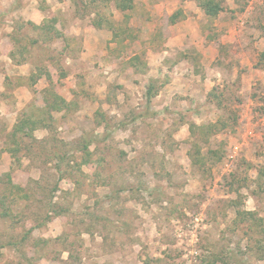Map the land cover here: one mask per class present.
Returning <instances> with one entry per match:
<instances>
[{
  "label": "rangeland",
  "instance_id": "1",
  "mask_svg": "<svg viewBox=\"0 0 264 264\" xmlns=\"http://www.w3.org/2000/svg\"><path fill=\"white\" fill-rule=\"evenodd\" d=\"M117 1L0 0V52L39 10L62 25L0 92V264H264V0H225L216 59L199 0ZM23 116L50 126L13 136Z\"/></svg>",
  "mask_w": 264,
  "mask_h": 264
},
{
  "label": "trees",
  "instance_id": "2",
  "mask_svg": "<svg viewBox=\"0 0 264 264\" xmlns=\"http://www.w3.org/2000/svg\"><path fill=\"white\" fill-rule=\"evenodd\" d=\"M117 2H118L117 8L122 13H126V11L133 9L134 3L132 0H118ZM199 6L204 11L206 17L210 20L211 24H213V22L219 17V15L225 11V0H199ZM242 10H244V9H242ZM182 13H183V11H181V10L174 13L170 17L169 22L171 24H176L178 22L179 16L182 15ZM29 24H30V26H32V30L34 31V33L37 35V39H32L29 41V44L24 45V43H23L24 41L20 36H19V38L11 37V41L9 42V48L5 50L6 54H8V56H10L13 59V62L15 64H22L23 62L26 61V59H18L17 55H18V53L21 55H24L25 52L29 51V46L40 45L39 44L40 41L43 44L49 45L51 43V41H53V39L60 38L62 36V32H60V30L57 27V20L56 19H53L51 21H47L40 26L36 25L32 22H30ZM92 25L96 28L101 27V23H94ZM207 28H208V31H207L206 36H205L206 42L211 41V40H217L219 38V35L217 33H215V31H214L215 29L213 27H210V26H208ZM111 30L115 31V28L111 27ZM116 34L117 33H115V36H116ZM211 34H213V36H211ZM12 44H13V47L15 46V50H13V47H12V49H10ZM17 46H20L18 51L16 50ZM9 49L11 51H9ZM131 60H133L135 62V63H133V66L135 67V72L136 73H142L141 69H140V67L142 65L139 67L138 64H136L138 61H140L139 58L137 56H135L134 59H131ZM257 66H258V68L264 69V51L259 54V61H258ZM43 74H45V77L47 78V80L50 84L49 88H47V90L43 91V95L46 96L44 99L45 110L53 109L57 112H62L67 107H69V103H68V101H66L63 97H61L58 94V88L55 84V82L57 80V76H58V73L56 71H52V70L48 71L45 69H40L39 70L40 76L39 77L31 76L29 85L34 87V85L38 81V78L43 77ZM62 76H65V75L63 74ZM6 81H8L7 78L5 80V84H6ZM146 95H147L146 97H147L148 102H150L157 95V91L155 90V87L152 84L148 86ZM42 108L43 107H41V108L39 107V110L44 111ZM49 118L51 120H53V117H49ZM49 121H50L49 119H44V118L36 120L34 118H31V117L25 118V116H23L22 119L19 120L18 125L15 126L13 136H16L17 133H19V132H24L25 136L33 137L34 132L37 131L39 128L48 129L50 126V124L48 123ZM233 122L238 123V118L235 117L233 119ZM221 125H222V123H221ZM29 126L31 129L29 128ZM228 126H230V125H228V123H226V125H224L225 128H227ZM224 127H222V128H224ZM206 128H208V130L209 129H211V130L216 129V130H218L217 132H220L219 130H221V127H219L216 124L209 125ZM92 142H93L92 140L85 141V143L81 147H79L81 152H85L86 154H89V148H90ZM14 187L19 189L17 186H14ZM239 212H241L240 209H239ZM245 214L250 216V217H254V215H255V213L247 212V211H245Z\"/></svg>",
  "mask_w": 264,
  "mask_h": 264
},
{
  "label": "crops",
  "instance_id": "3",
  "mask_svg": "<svg viewBox=\"0 0 264 264\" xmlns=\"http://www.w3.org/2000/svg\"><path fill=\"white\" fill-rule=\"evenodd\" d=\"M184 8H185V6H184ZM202 10V9H201ZM25 11V10H24ZM203 11V10H202ZM225 11H226V9H225ZM225 11L224 12H222L220 15H219V17L213 22V24H211V22H208L207 23V26L205 27V28H207L208 26H210V27H213L215 30L214 31H216V33H218L219 35H220V33L219 32H221V30H223V29H225V28H227V26H231V22H226V23H223V24H219V21L221 20V18H222V16H223V14L225 13ZM185 14H187L188 15V13L190 12V11H187V10H185ZM203 13H204V11H203ZM26 14H29V11L27 10V12H26ZM36 14H38V15H35V17L34 18H32L31 19V21L30 22H32V23H34V24H36V25H42V24H44L45 22H47V19H49V18H53L51 15H47L48 14V12H45V11H40L39 10V12L37 11L36 12ZM205 14V13H204ZM206 16V15H205ZM206 22H204V24H205ZM57 27H60V30L62 31V25H60L59 24V22L57 21ZM92 27L95 29V27L92 25ZM218 27H220V30H218L219 28ZM221 37L222 36H219V38L217 39V40H214V42L213 41H211L212 43H210L209 45H208V47H210V49L213 51V53L212 54H214L215 56H214V58L216 59L218 56H219V49H217L215 46H219V47H221L222 49H225V46H226V43H225V40L224 39H221ZM7 39L9 40V41H11V38H9V37H7ZM34 39H36V38H34ZM263 40H264V38H263ZM236 42H234V46H232V47H234V48H236L237 50H239L238 52H239V55H238V58H244L243 56H246V55H249L250 54V50H248L247 51V48H246V44L245 43H247V41L245 42V40H244V42L242 43V44H240V45H238L237 43L235 44ZM39 44L40 45H43V43L40 41L39 42ZM11 45V44H10ZM46 45V44H45ZM12 47H13V44H12V46H11V48L10 49H12ZM244 47V48H243ZM261 47V43L260 42H257V43H254V48H260ZM9 49V51H11ZM13 50H15V46L13 47ZM12 50V51H13ZM241 51V52H240ZM202 54V53H201ZM18 56V55H17ZM5 58V59H4ZM3 59V62L6 64L5 66H4V72L3 71H0V80H1V83H0V92H2V91H4L5 89H4V87H5V84H4V82H5V80H6V76L8 75L9 76V72L8 71H12L13 69H15V68H17V69H22V70H24L25 71V69H27V67H28V65H29V63H28V61H25V62H23L22 64H15L14 62H13V59L10 57V56H8V54H6V51H1L0 52V61ZM237 60H240V59H237ZM30 68H33V67H31V64H30V66H29V69ZM31 70V69H30ZM49 70H51V69H49ZM31 73H33V69H32V71H31ZM25 74V73H24ZM150 85V84H149ZM148 85V86H149ZM148 86H147V88H148ZM22 87H24L25 89H27L25 86H22ZM35 87V86H34Z\"/></svg>",
  "mask_w": 264,
  "mask_h": 264
}]
</instances>
